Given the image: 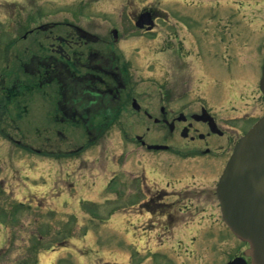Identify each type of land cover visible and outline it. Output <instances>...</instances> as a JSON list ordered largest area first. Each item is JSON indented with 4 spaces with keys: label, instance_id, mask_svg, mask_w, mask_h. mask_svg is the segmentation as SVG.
I'll use <instances>...</instances> for the list:
<instances>
[{
    "label": "rangeland",
    "instance_id": "rangeland-1",
    "mask_svg": "<svg viewBox=\"0 0 264 264\" xmlns=\"http://www.w3.org/2000/svg\"><path fill=\"white\" fill-rule=\"evenodd\" d=\"M149 7L164 18L169 12L150 36L130 18ZM66 23L105 38L118 30L114 48L129 66L121 121L106 132L102 147L87 149L79 160L63 154L84 144L87 134L54 119L57 84L44 82L30 93L37 80L29 64L49 54L50 31H27L53 24V33H63ZM225 27L229 34L222 36ZM220 37L233 40V59L261 56L264 0H0V101L7 104L1 86L19 87L8 114L2 117L0 108V264H226L244 251L215 195L226 161L209 170L189 153L178 155L192 145L131 107L136 98L155 115L162 104L186 113L205 106L213 114L233 99L247 111L251 88L230 87L218 97L215 85L249 83L254 72L219 78L198 65V54ZM175 38H186L191 53L178 74ZM137 135L174 150L147 151ZM167 213L171 218L161 216Z\"/></svg>",
    "mask_w": 264,
    "mask_h": 264
},
{
    "label": "flooded vegetation",
    "instance_id": "flooded-vegetation-1",
    "mask_svg": "<svg viewBox=\"0 0 264 264\" xmlns=\"http://www.w3.org/2000/svg\"><path fill=\"white\" fill-rule=\"evenodd\" d=\"M140 14L144 15V20L150 18L151 15L155 22L160 20L161 17L159 15L160 11L152 7L143 9ZM55 27L51 24L42 28L43 31L48 29L50 31L47 36L50 39V51L47 56L32 61V74L40 86L44 82L57 83L59 98L54 109V119L59 123L84 127L89 143H97L109 125L121 121L127 109L124 92L130 83L129 66L125 63L126 59L124 57L119 59L112 52L111 47L114 44L110 38L96 37L94 33L71 24H67L68 30H63V33H53L52 28ZM220 31L222 36L229 34L228 27ZM177 40L179 43L175 42L177 44L172 47V58L175 62H178L173 66L174 71L178 74L179 70L184 72L186 66H189L184 64L191 53L190 48H186V38ZM249 41L244 40L245 44ZM232 43V39L225 37H220L217 41L213 40L210 46L214 48L209 49V51L211 53L215 51L214 55L208 56L211 58L207 59L206 54H198V65L206 72L215 71V74H220L219 78L221 76H227L228 78L232 74L247 77V72H254V79L249 80V83L231 84L228 87L226 83L225 87L224 83L221 82L217 83L216 86L220 96L230 87V89L236 86L246 89L251 88L249 89L250 93H253L249 95L252 107L249 106L247 111L237 107L236 101L233 99H230L226 109H221L219 113H211L212 121L206 113L205 116L204 113L203 117L201 116L205 106H201L199 110L191 113H186L184 107L181 110H176L172 106L168 107L163 104L158 107V115L151 114L147 109H141L142 107L136 111L154 124L166 128L175 141L179 142V137L181 141H187L189 145H192L189 152L181 150H177V152L183 155L189 153L190 157L199 158L203 168L209 170H217L223 165L224 161L227 162L240 138L246 134L257 120L264 116V95L260 85L264 69V47L261 56H257L249 62V60L238 59L239 55L236 54V59L229 56L228 51L232 49ZM95 45L97 47H94ZM217 47H224L225 53H219L220 49H217ZM185 51L187 55L184 54ZM225 57L228 58L224 59ZM72 67L75 69H72ZM258 79L259 82L257 83ZM251 110H259L260 112L252 115L249 112ZM147 130L149 131L150 128L147 127ZM136 141L146 150L156 151L149 147L154 144L148 143L144 135H137ZM90 146L93 147L94 144ZM166 146H168V149L157 151L172 152L174 150L172 149L173 145ZM84 150V145L77 147L72 152L73 157L80 158V153ZM144 174L143 178L147 179V172L144 171ZM149 200L155 202L156 198L151 196ZM161 216L171 218L168 213Z\"/></svg>",
    "mask_w": 264,
    "mask_h": 264
},
{
    "label": "water",
    "instance_id": "water-1",
    "mask_svg": "<svg viewBox=\"0 0 264 264\" xmlns=\"http://www.w3.org/2000/svg\"><path fill=\"white\" fill-rule=\"evenodd\" d=\"M261 87L264 92V78ZM217 195L224 221L249 244L245 255L252 264H264V117L237 144L219 181ZM228 264L248 263L237 257Z\"/></svg>",
    "mask_w": 264,
    "mask_h": 264
}]
</instances>
